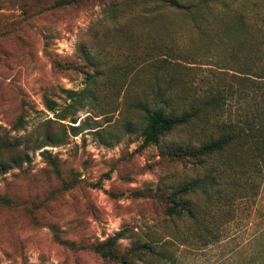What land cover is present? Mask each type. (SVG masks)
<instances>
[{
    "label": "rangeland",
    "instance_id": "rangeland-1",
    "mask_svg": "<svg viewBox=\"0 0 264 264\" xmlns=\"http://www.w3.org/2000/svg\"><path fill=\"white\" fill-rule=\"evenodd\" d=\"M224 2L264 12V0ZM214 7L189 15L153 0H0V144L19 137L29 157L0 169V264H120L101 245L131 264H264V174L252 152L201 162L163 152L199 149L223 120L242 117L245 99L229 96L207 124L143 142L154 100L202 98L219 81L215 35L234 12ZM193 18L211 29L201 34ZM6 147L4 161L15 151ZM194 180L200 187L180 197L194 216H168L171 193ZM138 242L154 253L138 259Z\"/></svg>",
    "mask_w": 264,
    "mask_h": 264
},
{
    "label": "trees",
    "instance_id": "trees-1",
    "mask_svg": "<svg viewBox=\"0 0 264 264\" xmlns=\"http://www.w3.org/2000/svg\"><path fill=\"white\" fill-rule=\"evenodd\" d=\"M78 1V0H72ZM159 1L175 10L194 15L199 12L212 11L215 5H221V10L231 11L234 14L230 19L220 20L218 31L216 32L217 51L213 58L216 59L215 75L218 76V82L211 85L206 91L204 97L184 100L181 104L176 103L171 98H160L154 100V105L147 110L145 115L146 125L143 129V142L145 144H160L162 135L169 133L177 127L189 124L202 119L206 124L212 119L223 115L228 106V97L238 95L239 99L244 98L246 106L243 114L238 120H223L219 127V134L214 139L202 143L199 149L194 150L190 147L166 150L165 154L171 157H180L184 155H194L195 160L201 162L205 156L221 154L229 149H246L252 152L255 159L254 170L264 174V12L257 6L252 8L247 2L232 6L219 2H191L181 4L175 0H153ZM209 3V4H208ZM253 14H250V12ZM193 18V25L201 34H206L211 29L210 22L202 25ZM214 37V35H212ZM211 39V38H210ZM210 43H214V40ZM216 45V43H215ZM172 61L165 60L164 65L171 64ZM222 77L231 78L236 82V88L230 83H226ZM173 83V80H172ZM170 84L172 89L175 85ZM70 96L76 94L73 91H67ZM46 108L50 111L56 110V103L51 99L45 100ZM18 125H22V118ZM22 139L15 137L13 142L7 139L0 144V154L6 149L15 150L8 153L6 161L0 158V169L6 170L12 166L20 165L29 160L28 153L20 148ZM2 149V150H1ZM165 150V149H163ZM0 155V157H1ZM48 164L58 172L57 162L50 155H44ZM200 187L197 180L190 183H184L171 193L170 205L165 212L170 217H180L184 215H193L192 209L187 206V202H182L180 197L195 191ZM6 203V199L0 196V204ZM134 252L138 259L141 254L154 253L153 244L148 242H138L134 245ZM103 245L98 246V252L103 257L117 260L120 264H131L125 255H113ZM134 256V255H132Z\"/></svg>",
    "mask_w": 264,
    "mask_h": 264
}]
</instances>
